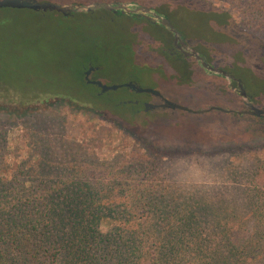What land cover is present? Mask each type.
Here are the masks:
<instances>
[{"label": "rangeland", "instance_id": "374dc122", "mask_svg": "<svg viewBox=\"0 0 264 264\" xmlns=\"http://www.w3.org/2000/svg\"><path fill=\"white\" fill-rule=\"evenodd\" d=\"M42 1L80 8L70 17L58 12L0 10V89H13L22 100L57 91L85 100L78 77L85 81L83 72L91 61L103 68L99 77L106 86L134 82L194 110L213 106L233 114L246 110L237 81L208 73L196 59L179 56L175 62L168 56H131L132 47L144 35H151L143 19L107 10L86 12V7L96 3H121L131 9L150 8L168 18L207 62L244 80L251 100L264 107V0ZM47 97V101L21 105L19 100L10 102L0 96L3 168L37 167V155L45 146L39 149L37 140L47 142L58 155L76 154L69 146L79 142L82 159L95 155L101 164L88 162L85 170L98 173L106 166L108 172L107 165L117 170L125 165L111 163L121 156L128 160L142 156L154 170L156 183L163 182L187 198L243 202L244 192L255 188L247 174L257 168V183L264 189V122L243 120L234 128L211 133L212 126L227 124L230 113L145 112L143 102L160 101L122 88L103 100L116 115L129 117L137 110L136 127L124 132L87 105ZM134 100H140L139 108L131 106Z\"/></svg>", "mask_w": 264, "mask_h": 264}, {"label": "trees", "instance_id": "16d2710c", "mask_svg": "<svg viewBox=\"0 0 264 264\" xmlns=\"http://www.w3.org/2000/svg\"><path fill=\"white\" fill-rule=\"evenodd\" d=\"M80 78L85 100L60 91L22 100L13 89H0V96L21 105L47 101V96L68 98L120 131L136 127L137 110L129 117L116 115L103 100L109 93L98 95ZM228 117L227 124H216L210 132L243 120L264 122L233 113ZM37 141L39 149L45 145L37 167L0 166V264H264L259 168L247 174L255 188L244 192L245 201H206L156 183L142 156L128 160L123 155L111 164L125 166L112 170L107 165L108 172L103 166L96 173L83 167L98 160L95 155L82 159L83 144H70L76 154L58 155L47 142Z\"/></svg>", "mask_w": 264, "mask_h": 264}, {"label": "water", "instance_id": "95a60500", "mask_svg": "<svg viewBox=\"0 0 264 264\" xmlns=\"http://www.w3.org/2000/svg\"><path fill=\"white\" fill-rule=\"evenodd\" d=\"M78 8L80 7L75 5L64 6L62 4L49 2V1H40V0H0V10L12 9V10H30L34 12H58L65 17H70L74 15L77 12ZM99 10H107L115 13L121 12L122 15H129V16L135 14H142L144 15L145 18L149 20H154L155 22L158 20L161 22L163 26L170 27L171 29L174 30V27L168 18H164L163 16H160L158 13H156L150 8L139 7L137 9H131L127 4H121V3L113 4V5H110L108 3H96L93 6L86 7V12L88 13H93ZM174 32L178 34V31L174 30ZM190 57H194L198 61H200V65L208 73L217 74L222 78H226L230 80L231 82L234 81L238 82L237 92L245 100V106H246V110L237 112L239 116H252V117L264 119V107H258L255 104V102L251 100L250 96L246 91L245 86L242 84L240 80L236 79L233 75H231L230 73H228L223 69L215 68L209 62H207L205 58H202V56H190ZM89 73L90 72H87V74ZM89 83L98 86L100 88L101 94H106L111 91H118L122 88H128L137 94H151L163 98L164 100L163 104L146 103L144 106L145 112H149L151 110H156V109H170V110H181L196 115H204L207 113H211L213 111L231 113V111L223 109L218 106H213L206 110H194L164 98L163 95L157 90L142 88L141 86L135 84L134 82H130L124 85H115V86H106L101 81H93V82L89 81Z\"/></svg>", "mask_w": 264, "mask_h": 264}, {"label": "flooded vegetation", "instance_id": "af4514ba", "mask_svg": "<svg viewBox=\"0 0 264 264\" xmlns=\"http://www.w3.org/2000/svg\"><path fill=\"white\" fill-rule=\"evenodd\" d=\"M113 13L115 15H122L121 12H118V13L113 12ZM130 17H133L137 20L143 19V21L145 23H147V25H149L148 27L152 29V31L150 32L151 33L150 36H148V34L144 35L145 37L141 38L138 41V43L135 44L134 47H132L133 53L131 56H168L169 59L175 60V62L179 56H181V57L202 56V58H203V56H205L203 53L196 51L193 48V46L189 43V41L186 39V37L182 33H180L176 28H174V30L178 31V34H176L174 32V30L171 29L170 27L163 26L160 21L157 20L155 22L154 20H149V19L145 18L144 15H142V14H135V15H132ZM142 40H144V41H142ZM119 48H122V47L120 46ZM99 49L102 50L101 46H100V48H98V51H100ZM103 54H104V52H103ZM191 58L196 59L194 57H191ZM198 62L200 63V61H198ZM102 71H103V68H101L98 65H95V63L90 61V63L84 69V72H83L85 82L87 84L93 86L94 88H97L99 90L98 95H102L100 93V88L96 85L90 84L89 81L90 82L101 81L102 78L99 77V74L101 75ZM87 72H90V73L87 74ZM128 90H129L130 94L133 92L130 89H128ZM111 92H114V91H111ZM111 92H109V93H111ZM115 92H117V91H115ZM106 94H108V93H106ZM150 96L159 100L160 101L159 104L164 103V100L162 97L154 96L151 94H150ZM163 97L166 98L164 95H163ZM132 103L139 106L140 100H134V101H132ZM146 103H148V102H143V106H145Z\"/></svg>", "mask_w": 264, "mask_h": 264}]
</instances>
